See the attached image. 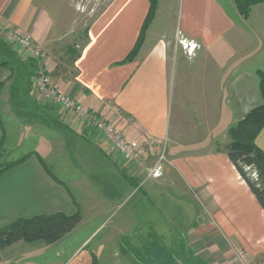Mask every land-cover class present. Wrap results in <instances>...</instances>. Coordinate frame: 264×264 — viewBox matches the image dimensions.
<instances>
[{"label": "crops", "instance_id": "crops-1", "mask_svg": "<svg viewBox=\"0 0 264 264\" xmlns=\"http://www.w3.org/2000/svg\"><path fill=\"white\" fill-rule=\"evenodd\" d=\"M94 1L99 5L13 0L6 12L0 0V24L42 51L52 85L128 139L165 138L167 164L143 191L136 185L142 169L117 162L97 135L52 105L44 119L49 129H20L42 141L0 176V229L55 214H79L81 221L53 243L20 240L1 248L0 264H129L130 256L134 264L136 240L148 244L140 264H264V212L224 150L228 129L261 104L256 72L264 66V6L243 19L233 0H157L137 54L124 62L149 1ZM180 40L197 46L194 56L186 55ZM28 71L16 79L0 68V113L6 115L0 145L5 125L15 119L5 110L8 89L18 99L37 100ZM255 144L264 153V128ZM155 158L151 153L146 162ZM47 160L59 162L61 174L71 168L77 173L63 181ZM139 192L161 197V215L170 208L176 219L171 230L159 220L151 231L152 219L136 215ZM119 208L126 209L116 216Z\"/></svg>", "mask_w": 264, "mask_h": 264}, {"label": "trees", "instance_id": "trees-1", "mask_svg": "<svg viewBox=\"0 0 264 264\" xmlns=\"http://www.w3.org/2000/svg\"><path fill=\"white\" fill-rule=\"evenodd\" d=\"M148 1V13L140 30L138 40L124 62H129L135 57L142 44L144 34L154 19L157 0ZM233 3L239 16L243 19H247L251 9L257 5L264 4V0H233ZM1 47L5 48H3V51L0 49V68H6L12 72L13 64L11 65L9 62L10 57L13 56L12 52H10V48L4 46L0 40V48ZM256 75L259 79L258 90L261 104L248 112L240 121L228 129V143L224 146V150L238 175L247 185L264 212V153L255 144L257 136L264 128V66L261 71L256 72ZM25 159L26 157L15 162H0V176L22 163ZM245 169L251 170V172L255 174V178L252 179L251 176L246 173ZM80 221L81 218L79 214L71 216L55 214L17 220L0 229V249L20 240L27 243L36 241L46 244L53 243L72 231Z\"/></svg>", "mask_w": 264, "mask_h": 264}, {"label": "rangeland", "instance_id": "rangeland-1", "mask_svg": "<svg viewBox=\"0 0 264 264\" xmlns=\"http://www.w3.org/2000/svg\"><path fill=\"white\" fill-rule=\"evenodd\" d=\"M3 1H5V5H6L5 11L8 12L10 10L11 5L14 4V2L12 3L13 0H3ZM85 2L87 4V7L90 6L91 4L94 5L93 7H95L96 4L99 5V2L94 1V0H85ZM262 5L264 6V4H262ZM240 20H242V19H240ZM249 23H250L249 25H251V27L255 28L256 18L250 19ZM13 34H15V35L17 34L21 38H28L30 43H31V45L33 46L32 42L30 40V37L24 36V35L16 32V31L8 30V29H6L4 26H2L0 24V40H1V43L4 44V46H8L10 48L9 51L12 52V55H13L9 59V62L11 63V65L13 64V71L11 72V70H8L6 68H2V69H4L7 72H9L10 76L14 74L16 79H17L18 75L21 72L24 71V69L29 70L28 71L29 75H30L29 79H31L30 82L32 83L31 86H32V90H33V80L32 79H33V74H34V70H35L34 67H35V64H36V58L35 57L33 58L32 55H29V53L27 51H25V49H23L22 47H19L17 45L15 46L13 43H11L13 41L8 40L10 35H13ZM179 43L181 45L180 48H183V50L186 52V55L188 57H192V56L195 55L197 46H196L195 51L193 52V55H189L187 53V50H185L184 47H183L186 43L183 40L182 41L180 40ZM3 48H5V47H1L0 49L3 51ZM33 48H36V47L33 46ZM36 49H38V48H36ZM1 50H0V52H1ZM38 50H39V53H40V55L37 58L38 59V63L40 64L41 69L44 71L45 76L47 77L49 83L52 85V83L50 82V79H49V77L47 75V72L45 70L42 51L40 49H38ZM20 65L21 66L24 65L25 68L21 67ZM15 78L13 79V82L15 81V83H16L17 80ZM13 84L14 83H12L11 85L13 86ZM52 86H54V85H52ZM32 94H33L32 97L36 98V93L32 92ZM8 95H9L8 96V103H7L8 106H7V108L5 110L9 111V114L12 115L13 118H15V119L12 122L10 121L9 126L5 125V127H6V135L3 138L2 144L0 145L1 146L0 147V149H1V151H0V154H1L0 162H12V161L15 162L18 159L26 156L34 148V146L37 145V143L42 141V138H40V137L37 140L31 139L30 136L26 135V133H25L26 131H23V130H20V129L25 128V126L26 127H31L32 126V127L36 128L38 133L42 132L43 130H45L47 128L49 129V124L46 122V120L44 121V119L47 118V113L48 112H52V109L54 107V106L52 107V105L48 104L47 102H42L38 98H37V100L34 99V101L31 100L32 102L31 101L27 102L24 98L23 99L22 98L18 99V97L15 94V91H14L13 87H11L10 90L8 89ZM38 101L41 103V106L45 105L46 107H41L40 106L38 108L37 105H35L36 102L38 104H40ZM29 105H31L32 107L33 106L36 107L38 110L40 109V111L39 112L32 111L30 109ZM30 112H32V113H30ZM65 113H67V112H65ZM35 115H36L37 118L34 117ZM71 115L73 116L74 119H76L73 114H71ZM5 116H6L5 113H2V112L0 113V119H2L4 122H5V118H4ZM76 121L79 124H81L82 126H84L77 119H76ZM5 124H6V122H5ZM45 127H47V128H45ZM85 128L90 131V129L88 127H85ZM123 134H124V132H123ZM150 139H152V138H150ZM153 139H162L165 142V146L167 145V140L165 138H153ZM48 144H52V142L50 143V141H48ZM106 149L107 148L105 147V150ZM108 154L111 157L109 152H108ZM165 159H167L166 152H165ZM166 161L164 162V167L167 164ZM46 162H47L48 166L50 167V169L52 171H54V173H57L61 177V179L63 181H66V180L70 179L71 177H73L74 176L73 173H77L76 170L71 168L70 171L67 170V171H64L63 174H61V172H63V171H59L58 168H57L58 165H59V162L54 161V160H47ZM153 162L154 161L146 162L145 166H149ZM104 164H108L106 162V160H104ZM145 166L142 165L140 167H134V165H133L132 167L144 170ZM104 168H105V166L102 169H104ZM98 170H100V169L98 168ZM245 170H246V173L249 176H251L252 179L255 178V174L252 173L251 170H249V169H245ZM92 174L94 176H96V172H93ZM159 179H157V180H159ZM157 180L150 179V178L146 179L145 176H143V177L139 178L138 180H136V185L139 186V187L143 186V191H146L147 186L152 185ZM138 197L142 198L141 201H139L138 199H136L135 201H137L139 203H142V204H135V208H134L135 209V213H136V215H139L140 217L145 216L148 219H152V224L150 225V230L151 231H154L155 226L158 225V227H159V224H158L159 220L164 222L163 225L166 228H168L169 230H171L170 227H174L173 221L176 220V219L168 211L170 208L169 209L167 208V211H166L167 215H168V218H169L168 221H164V219H163V217L167 216V215H161V213L164 212V207H165V205L162 204L161 197L154 196L151 193L146 194V193H142V192H139ZM142 205L144 206L143 209L141 207ZM125 209L126 208H124V209L119 208L118 209V214L116 216H120L121 213H123L125 211ZM140 243H141V247H139ZM142 243H143L142 241L136 240V244L134 246L135 247L134 248V254H135L134 264H140L139 262H137V259L143 258V249H142V247H144V244H142ZM147 243H148V241H147ZM150 243L152 244L153 247L161 245L160 241H150ZM144 249H145V252H146L147 249H148V244H145ZM121 258L122 257H120L119 259L122 260ZM132 261L133 260H132L131 256L128 259H126V263L131 264ZM124 264H125V262H124Z\"/></svg>", "mask_w": 264, "mask_h": 264}, {"label": "built area", "instance_id": "built-area-1", "mask_svg": "<svg viewBox=\"0 0 264 264\" xmlns=\"http://www.w3.org/2000/svg\"><path fill=\"white\" fill-rule=\"evenodd\" d=\"M15 46L22 47L36 58L35 70L33 74V92L42 102H47L59 107L63 112L71 113L75 118L88 127L92 133L97 135L106 144L107 151L118 162H125L129 166L140 167L146 165L151 153L156 155L152 164L144 167L146 179H159L162 177L165 159V142L162 139H149L142 143H136L128 139L125 134L114 124L107 122L102 117L88 107L83 106L75 99L67 96L56 86H52L44 71L38 63L39 50L33 48L28 38H21L17 34L10 35ZM184 49L189 55H193L196 49L195 44H185Z\"/></svg>", "mask_w": 264, "mask_h": 264}]
</instances>
